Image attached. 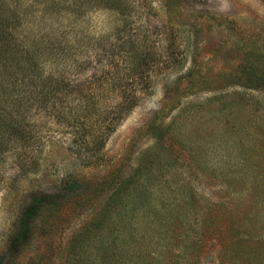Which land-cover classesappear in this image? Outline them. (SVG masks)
Masks as SVG:
<instances>
[{
    "label": "rangeland",
    "instance_id": "rangeland-1",
    "mask_svg": "<svg viewBox=\"0 0 264 264\" xmlns=\"http://www.w3.org/2000/svg\"><path fill=\"white\" fill-rule=\"evenodd\" d=\"M6 28L73 93L1 147L0 264H264V0H0Z\"/></svg>",
    "mask_w": 264,
    "mask_h": 264
},
{
    "label": "trees",
    "instance_id": "trees-1",
    "mask_svg": "<svg viewBox=\"0 0 264 264\" xmlns=\"http://www.w3.org/2000/svg\"><path fill=\"white\" fill-rule=\"evenodd\" d=\"M114 2L117 6L121 4V0H114ZM11 35L12 30L10 29L0 30V89L3 90V99L0 101V152L2 145H12V141L18 140L26 132L25 121L27 120L28 110L25 107V103L28 100H40L47 106L51 101L52 107L55 103L56 108L62 101L71 102L68 97L73 93V84L69 80L60 77L48 78L49 85L44 84L43 75L41 71H38L37 62L39 60H36L28 49L19 50L14 48L10 50L9 45L12 44V41H9V39L12 37ZM14 39L11 38V40ZM23 84L31 87L32 90L28 93L23 90L16 92V88L19 87L20 89ZM26 95L32 97H26ZM134 105L135 102H132L127 110ZM65 107L63 108V110L66 109L65 112L62 110V117L73 119L71 116L72 109L68 108V105ZM105 118L104 121L109 120V123L117 119L115 116H108L106 120ZM238 228L237 231L239 233ZM239 235L242 234L239 233Z\"/></svg>",
    "mask_w": 264,
    "mask_h": 264
}]
</instances>
